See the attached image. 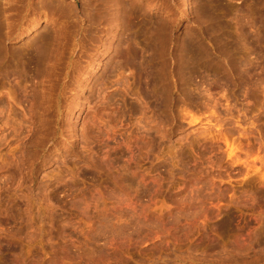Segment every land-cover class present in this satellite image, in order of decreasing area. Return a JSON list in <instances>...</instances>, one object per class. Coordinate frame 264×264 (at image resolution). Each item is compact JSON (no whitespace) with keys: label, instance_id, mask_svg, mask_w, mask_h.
Returning <instances> with one entry per match:
<instances>
[{"label":"rangeland","instance_id":"1","mask_svg":"<svg viewBox=\"0 0 264 264\" xmlns=\"http://www.w3.org/2000/svg\"><path fill=\"white\" fill-rule=\"evenodd\" d=\"M60 1L0 0V264H264V0Z\"/></svg>","mask_w":264,"mask_h":264},{"label":"bare ground","instance_id":"2","mask_svg":"<svg viewBox=\"0 0 264 264\" xmlns=\"http://www.w3.org/2000/svg\"><path fill=\"white\" fill-rule=\"evenodd\" d=\"M62 1V0H61ZM60 1V2H61ZM206 1H208V0H206ZM210 1V0H209ZM105 2V1H104ZM117 2V1H116ZM106 3H107V1H106ZM106 3H105V5H106ZM185 3V2H184ZM59 4V3H58ZM104 4V3H103ZM108 4V3H107ZM117 4V3H116ZM62 5H65L63 2H62ZM61 5V6H62ZM67 5H68V3H67ZM109 5V4H108ZM112 5V4H111ZM184 5H186V3L184 4ZM55 7L57 6V4H55L54 5ZM59 7H60V5H58ZM57 6V7H58ZM66 6V5H65ZM70 6V5H69ZM116 6H118V5H116ZM105 7V6H104ZM185 7V6H184ZM61 8V7H60ZM60 8H57V9H60ZM103 8V7H102ZM115 8V7H114ZM64 9V8H63ZM63 9H61V10H63ZM189 9V8H188ZM61 10H60V12H61ZM111 10V9H110ZM108 11V10H107ZM64 12H66L65 10H64ZM104 12V11H103ZM198 12H199V15L200 16H202V19L204 18L205 19V17L207 18L208 17V15H209V9L207 8V7H205L204 9H200V10H198ZM109 13V12H108ZM65 14V13H64ZM110 14H111V12H110ZM213 14V13H212ZM66 15V14H65ZM143 15H145V14H143ZM212 17V16H211ZM199 18V17H198ZM120 19V18H119ZM200 19V18H199ZM211 19V18H210ZM116 20V19H115ZM215 20V19H214ZM217 20V19H216ZM203 21V20H202ZM202 21H201V23H202ZM220 21V20H219ZM117 22V21H116ZM214 22V21H213ZM215 23V22H214ZM220 23V22H219ZM218 23V24H219ZM223 23V22H222ZM157 24V23H156ZM159 24V23H158ZM217 23H216V25H218ZM117 25V24H116ZM216 25H215V27H216ZM221 25V24H220ZM223 25V24H222ZM154 26V25H153ZM160 26H163V23H162V25H160ZM214 26V25H213ZM115 27V26H114ZM155 27V26H154ZM226 27V26H225ZM164 28H166V27H164ZM208 28V27H207ZM214 28V27H213ZM220 28V27H219ZM219 28L217 29V30H219ZM223 28V27H222ZM156 29V28H155ZM162 30H163V28H161ZM200 29H201V27H200ZM203 29V28H202ZM209 29V28H208ZM212 29V28H211ZM221 29V28H220ZM224 29V28H223ZM159 30V29H158ZM165 30V29H164ZM214 30V29H213ZM94 31V30H93ZM161 31V30H160ZM214 31H216V29L214 30ZM151 32V31H150ZM155 32V31H154ZM156 32H158V31H156ZM203 32V31H202ZM206 32V31H205ZM138 33V32H137ZM144 33V32H143ZM159 33V32H158ZM163 33H164V31H163ZM160 34H162L161 32H160ZM40 35V34H39ZM42 35V34H41ZM155 35H156V33H155ZM43 36H46V34L45 35H43ZM152 36V35H151ZM243 36V35H242ZM39 37V36H38ZM94 37V36H93ZM150 37V36H149ZM153 37V36H152ZM205 37V36H204ZM95 38V37H94ZM194 38V37H193ZM217 38V37H216ZM231 37H229V39H230ZM240 38V37H239ZM242 38V37H241ZM42 39H44V37L42 38ZM46 39V38H45ZM44 39V40H45ZM112 39V38H111ZM221 39H222V37H221ZM224 39V38H223ZM234 39V38H233ZM43 40V41H44ZM121 40V39H120ZM133 40H135L136 41V39H134L133 38ZM40 41V40H39ZM38 41V42H39ZM42 41V40H41ZM40 41V42H41ZM186 41V40H185ZM197 41V40H196ZM217 41V40H216ZM35 42V41H34ZM90 42V41H89ZM120 42V41H119ZM219 42V41H218ZM36 43V42H35ZM33 44V45H36L37 46V44ZM42 43V42H41ZM148 43V42H147ZM185 43V42H184ZM255 43V42H254ZM117 44V43H116ZM115 44V45H116ZM140 44V43H139ZM198 44H200V42L198 43ZM220 44H221V42H220ZM220 44L218 45V47L220 46ZM224 44V43H223ZM120 45H121V43H120ZM148 45V44H147ZM39 46V45H38ZM117 46H119V45H117ZM116 46V47H117ZM142 46V45H141ZM151 46H153V45H151ZM185 48L183 49V50H185V51H187V55H189V58H188V60H187V65H185L186 66V71H187V73H191L193 70H194V68L197 66V64H198V60L199 59H201L200 58V52L203 50V49H200V46L198 47L197 45H196V43H193V42H191V41H189V40H187V42L185 43ZM224 46V45H223ZM230 46H233V45H231L230 44ZM110 47V46H109ZM115 47V46H114ZM139 47V46H138ZM136 48H137V46H136ZM142 48V47H141ZM38 49H39V47H38ZM108 49V48H107ZM134 49V48H133ZM182 49V48H181ZM220 49H221V47H220ZM222 49L223 50H220V51H222V53L225 51V49L222 47ZM230 49H231V47H230ZM229 48H228V50H230ZM232 49H233V47H232ZM116 50V49H115ZM114 50V51H115ZM119 50V49H118ZM135 50V49H134ZM141 50V49H140ZM144 50V49H143ZM142 50V51H143ZM201 50V51H200ZM113 51V50H112ZM132 51V50H131ZM136 51V50H135ZM150 51V50H149ZM184 51V52H185ZM116 52V51H115ZM114 52V53H115ZM205 52V51H204ZM226 52H228V51H226ZM116 53H118V52H116ZM121 53V52H120ZM136 53V52H135ZM140 53V52H139ZM144 53V52H143ZM153 53H154V51H153ZM186 53V52H185ZM205 53H207V52H205ZM205 53L203 54V53H201V54H203V55H205ZM237 53H239V52H237ZM111 54V53H110ZM112 54H113V52H112ZM130 54V53H129ZM132 54V53H131ZM137 54V53H136ZM225 54H227V53H225ZM241 54V53H240ZM141 55H143V54H141ZM156 55V54H155ZM184 55H186V54H184ZM223 55H224V53H223ZM111 56V55H110ZM137 56H139V55H137ZM145 56V55H144ZM150 56V55H149ZM206 56V55H205ZM222 56V55H221ZM225 56V55H224ZM228 56V55H227ZM226 56V57H227ZM135 58H137L136 56H134ZM180 57V56H179ZM185 57V56H184ZM130 58H131V56H130ZM132 58H133V56H132ZM203 58V57H202ZM230 58V57H229ZM183 58H181V60H182ZM110 60H112V58H110ZM176 60V59H175ZM180 60V61H181ZM184 60V59H183ZM204 60V59H203ZM208 60V59H207ZM229 60V59H228ZM240 60V59H239ZM149 61V60H148ZM177 61H178V59H177ZM231 61V60H230ZM111 62V61H110ZM110 62H108V63H110ZM138 62H141V61H138ZM138 62H137V64H138ZM151 62V61H150ZM205 62H207V61H205ZM229 62V61H228ZM242 62V61H241ZM129 63V62H128ZM142 63V62H141ZM145 63H147V61L145 62ZM178 63V62H177ZM200 63V62H199ZM203 63V62H202ZM238 63V62H237ZM243 63V62H242ZM245 63V62H244ZM144 64V63H143ZM148 64V63H147ZM183 64V63H182ZM201 64V63H200ZM108 65V64H107ZM141 65V64H140ZM229 65H231L230 63H229ZM246 65H248L247 63H246ZM133 66V65H132ZM141 66H143V65H141ZM151 66V65H150ZM228 66V65H227ZM232 66V65H231ZM198 67V66H197ZM196 67V68H197ZM111 68H114V67H111ZM195 68V69H196ZM231 68V67H230ZM241 68V67H240ZM120 69V68H119ZM142 69V68H141ZM146 69V68H145ZM157 69V68H156ZM103 70H105V69H103ZM114 70H116V69H114ZM150 70V69H149ZM197 70V69H196ZM186 71H184V72H186ZM195 71V70H194ZM193 71V72H194ZM155 72V70H153V72L151 71V74H153ZM156 73V72H155ZM158 73V72H157ZM157 76H158V74H156ZM156 76V77H157ZM182 76V75H181ZM152 77H154V76H152ZM182 78V77H181ZM99 79V78H98ZM148 79V78H147ZM157 80H158V78H156ZM155 78H153V80H156ZM156 80V81H157ZM96 81V80H95ZM159 81V80H158ZM155 82V81H154ZM159 84V83H158ZM182 84V83H181ZM231 152L233 151V150H230ZM230 153V152H229ZM228 153V154H229ZM232 154V153H231ZM235 154V153H234ZM237 155V154H236ZM234 157V156H233Z\"/></svg>","mask_w":264,"mask_h":264}]
</instances>
